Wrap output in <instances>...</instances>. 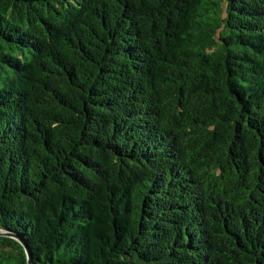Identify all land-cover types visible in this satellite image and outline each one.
Returning <instances> with one entry per match:
<instances>
[{"label":"trees","instance_id":"obj_1","mask_svg":"<svg viewBox=\"0 0 264 264\" xmlns=\"http://www.w3.org/2000/svg\"><path fill=\"white\" fill-rule=\"evenodd\" d=\"M0 229L29 264H264V0H0Z\"/></svg>","mask_w":264,"mask_h":264},{"label":"water","instance_id":"obj_2","mask_svg":"<svg viewBox=\"0 0 264 264\" xmlns=\"http://www.w3.org/2000/svg\"><path fill=\"white\" fill-rule=\"evenodd\" d=\"M0 236L10 237V238L16 240L17 242H19L22 245L23 249H24L27 264L30 263V258H29V254H28V251L26 249V246L24 245V243L16 235L0 229Z\"/></svg>","mask_w":264,"mask_h":264}]
</instances>
